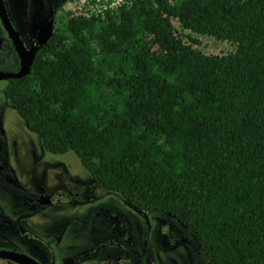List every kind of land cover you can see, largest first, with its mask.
Here are the masks:
<instances>
[{"label": "trees", "instance_id": "trees-1", "mask_svg": "<svg viewBox=\"0 0 264 264\" xmlns=\"http://www.w3.org/2000/svg\"><path fill=\"white\" fill-rule=\"evenodd\" d=\"M60 11L6 90L44 147L178 219L211 264H264V0Z\"/></svg>", "mask_w": 264, "mask_h": 264}, {"label": "flooded vegetation", "instance_id": "flooded-vegetation-1", "mask_svg": "<svg viewBox=\"0 0 264 264\" xmlns=\"http://www.w3.org/2000/svg\"><path fill=\"white\" fill-rule=\"evenodd\" d=\"M17 2L18 0H11L12 15L17 16L18 11H20L27 16V26L21 32L12 20L10 11H8L9 7L7 9L5 0H3L13 27L25 46L31 49L38 44L44 25L52 21L57 29L58 24H61L59 20L61 6L64 5L65 7L70 0L49 1L50 12L45 17L42 16L38 8L32 7L33 13L30 14L31 3L29 0H21L19 7ZM35 15H38L39 23L35 21ZM12 48L16 50L14 41L0 16V71L18 72L20 70V68L18 71L11 70V66L15 65L18 59L21 67L19 54L17 50L13 51ZM9 81L10 79H0L1 83L5 82L6 84L5 91L2 89L0 92V251L15 255H10L11 257L0 256V258L7 259L14 264H29L28 259H30V264H57V257H55V249L53 248L64 250L62 247L64 239L61 237L62 232L57 231L60 225L58 215L50 216L46 209L47 206L66 200L72 205L77 202L78 204H87L98 194L105 193L96 184L95 188H91L90 195L82 194L81 190H78V186L85 181H81L80 177L76 173L74 175L71 169L65 178L68 184H62L61 192L47 191L49 178L47 173L52 172L53 169L60 171L65 165L50 157L51 155L45 151L43 143L42 145L39 144L29 132H34V130L28 124L24 122L25 126H23L20 123L21 114L19 113V115L15 111L6 96ZM4 144L8 149L15 150L17 153L11 155L9 151H4ZM37 190L42 192L41 199L37 196ZM125 222L118 221L117 225L111 224V226L106 222L108 228L105 230H107L108 236H111L109 232L114 226L124 239H128L126 232L123 231V227L126 226ZM178 222L181 226L176 225L173 221H168L161 234L164 237H169L172 242H176L181 247L180 256L182 258L187 257L189 264H211L197 240L179 220ZM173 236L179 242L175 241ZM102 239L99 237V240ZM101 244L107 249L111 247V242ZM101 264H111V262ZM114 264L155 263L153 261L146 262V258L137 253L135 256H131L128 252H123L118 255L117 259H114Z\"/></svg>", "mask_w": 264, "mask_h": 264}, {"label": "rangeland", "instance_id": "rangeland-1", "mask_svg": "<svg viewBox=\"0 0 264 264\" xmlns=\"http://www.w3.org/2000/svg\"><path fill=\"white\" fill-rule=\"evenodd\" d=\"M49 1L51 0H29L31 3L30 14L32 15L33 13V7L34 9L38 8L43 17L47 16L50 12ZM20 4L21 0H18L17 6L19 7ZM5 5L7 9L9 7V14L18 30L20 32L24 30V27L27 26L25 13L18 11L19 14L17 16L12 15L11 0H5ZM71 6V3H67L65 8L70 9L72 8ZM35 21L39 23L38 15H35ZM3 84L5 82H0V92L2 89L5 91L6 84ZM15 111L19 114L16 109ZM19 119L23 126H25V123L27 124L23 117ZM29 132L42 145L40 135L36 131H34L35 133ZM3 147L4 151H9L11 155L17 153L15 150L8 149L5 144ZM44 149L51 155V158L65 165L60 171L53 169L52 172L49 171L47 173L49 176L47 191L61 192L62 184H68L65 178L70 172L69 169H71L74 175L76 173L81 181H85L78 186V190H81L82 194L90 195L91 188H95L96 182L89 171L82 165L77 154L74 151H69L65 154H54L45 147ZM104 193L98 194L96 198L87 204H78L77 202L72 205L66 200L47 206L46 209L50 216L58 215L60 225L57 231L62 232L61 237L64 239L62 241L64 250L53 248L55 249V257H57V264H101L109 262L114 264V259H117L118 255L123 252H128L131 256H135V253H137L144 256L146 262L153 261L155 264H189L187 257L182 258L180 256L181 247L176 242H172L169 237H164L161 234L168 221H173L176 225L181 226L175 217L160 211L151 213L140 211L130 205L118 193L111 191H105ZM41 194V190H37V196L40 197ZM118 221H126L123 231L126 232L128 239H124L118 229L113 226L117 225ZM106 222L110 226L113 224L109 232L111 236H108V232L106 233L107 230L105 228H108ZM186 235L191 239L187 233ZM99 237L103 239L99 240ZM173 239L179 242L174 236ZM105 242H111V247L107 249L106 246L101 244ZM12 263L7 259L0 258V264Z\"/></svg>", "mask_w": 264, "mask_h": 264}, {"label": "water", "instance_id": "water-1", "mask_svg": "<svg viewBox=\"0 0 264 264\" xmlns=\"http://www.w3.org/2000/svg\"><path fill=\"white\" fill-rule=\"evenodd\" d=\"M0 16L3 20V23L6 27V29L9 31L11 38L14 41L16 50L19 54L20 60H21V67L18 72H3L0 71V79H20L26 75H28L31 72L32 65L34 63V59L36 57L37 52L41 47L47 44L49 39L56 33V28L54 23L51 21L48 24L44 25L41 30L40 39L37 45L32 47L31 49H28L21 37L19 36L18 32L13 27L7 12L5 10V6L3 3V0H0ZM11 254L9 252H3L0 251V256L3 257H11ZM17 256V255H16ZM30 264V259H28Z\"/></svg>", "mask_w": 264, "mask_h": 264}, {"label": "built area", "instance_id": "built-area-1", "mask_svg": "<svg viewBox=\"0 0 264 264\" xmlns=\"http://www.w3.org/2000/svg\"><path fill=\"white\" fill-rule=\"evenodd\" d=\"M126 0H70L72 9L78 14L103 15L107 10L118 8Z\"/></svg>", "mask_w": 264, "mask_h": 264}]
</instances>
